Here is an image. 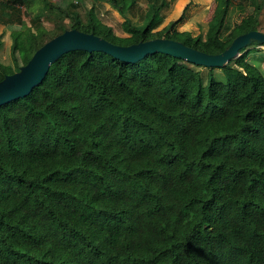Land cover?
I'll list each match as a JSON object with an SVG mask.
<instances>
[{"label":"trees","instance_id":"obj_1","mask_svg":"<svg viewBox=\"0 0 264 264\" xmlns=\"http://www.w3.org/2000/svg\"><path fill=\"white\" fill-rule=\"evenodd\" d=\"M34 1L0 0V20ZM38 1L57 18L48 40L75 28L208 54L259 30L262 10L248 0L250 12L204 40L178 30L191 3L164 27L162 0H148L143 22L125 15L136 0H108L129 34L119 37L92 11L83 19L73 3ZM215 1L220 27L232 0ZM44 34H11L14 66L0 63V80ZM244 50L222 67L226 82L164 53L129 63L70 51L27 96L1 105L0 264H264V76Z\"/></svg>","mask_w":264,"mask_h":264},{"label":"water","instance_id":"obj_2","mask_svg":"<svg viewBox=\"0 0 264 264\" xmlns=\"http://www.w3.org/2000/svg\"><path fill=\"white\" fill-rule=\"evenodd\" d=\"M252 44L264 45V32L251 30L243 33L235 37L222 52L208 54L172 39L154 38L130 45H118L93 33L67 29L40 46L17 72L5 75L0 80V106L27 96L42 82L50 65L70 51L104 52L129 63H135L148 54L164 53L196 66L222 68Z\"/></svg>","mask_w":264,"mask_h":264},{"label":"rangeland","instance_id":"obj_3","mask_svg":"<svg viewBox=\"0 0 264 264\" xmlns=\"http://www.w3.org/2000/svg\"><path fill=\"white\" fill-rule=\"evenodd\" d=\"M167 5V0H162ZM176 0H169L168 3L169 9H174L173 3ZM256 2L262 3V10L260 11L259 16V30L264 32V0H255ZM50 2L54 6H59L61 8H64L70 3L75 4L77 7L78 12L80 13V16L85 19L87 14L92 11L95 18L98 19L97 14L100 12L99 7H104V3H109L108 0H50ZM136 3L133 7H136L134 10L136 11V18L139 22H143L145 18L144 11L146 10V5L148 3V0H136ZM159 3V1H158ZM141 4V5H140ZM204 4V1H199V6H197V9L192 14L194 20L196 21V25L193 26V28H196V35L200 34L204 40L213 38L215 32L217 30H220V32H226L225 26H233L235 23L239 22L242 16L247 14L251 11V7H247L248 0H232L231 5L224 17L222 25L219 27L220 19L222 16V9L218 7V4L215 0H211L210 4L208 5L209 8H204L202 5ZM110 5V4H109ZM241 5V8L240 6ZM245 5V10L242 9V7ZM19 9L13 10L10 8H5V10L11 11L10 16H2L0 20V36H1V45H0V63L3 64H10L14 63L13 61V55L11 52V44H12V38L11 34L17 33L23 30H26V28H32L34 31L37 30V27L45 32V36L43 38L37 39V41L31 46L30 52L34 50L35 47H38L40 44L44 43L46 40H48L50 37H52L58 28L56 27V17L52 16V18L47 15V12L43 10V3L35 0L34 2L30 3V6L28 7V10L25 7L18 6ZM166 6H163L162 9H164ZM191 8V7H190ZM168 9V10H169ZM30 12V13H27ZM180 10L176 9V12L174 14H171L170 16H165L163 18V25L164 27L169 24L171 19L175 15L179 13ZM197 11H200L199 13ZM103 12V11H102ZM105 13V12H104ZM29 14V15H28ZM18 17L20 18V22L18 21ZM213 17V22H210V18ZM103 19L104 17H99ZM184 19V18H183ZM99 20V19H98ZM100 21V20H99ZM183 21V20H182ZM64 22L67 24L68 20L65 19ZM100 23H102L100 21ZM103 24V23H102ZM104 25V24H103ZM106 26V25H105ZM117 31V35L119 37H127L129 34L125 33L123 31V23L116 24L114 26ZM225 30V31H224ZM198 32V33H197ZM193 35V34H192ZM193 35V36H196ZM248 62L256 67L260 73L264 76V50L260 48V46L250 45L244 50ZM243 51V52H244ZM15 57L17 58L18 65H22L23 63V57L17 52L15 54ZM14 66V65H12ZM202 72V76L204 80H206L207 76V69L204 67L199 68ZM222 68H215L213 72V77L220 82H226L227 76L222 71Z\"/></svg>","mask_w":264,"mask_h":264},{"label":"crops","instance_id":"obj_4","mask_svg":"<svg viewBox=\"0 0 264 264\" xmlns=\"http://www.w3.org/2000/svg\"><path fill=\"white\" fill-rule=\"evenodd\" d=\"M199 1H201V0H176L173 3L174 9H169V6H171V5H169L170 4V3H168L169 0H167V5H165L166 7L164 9H162L160 14L164 18L167 15L170 16L171 14H174V12H176V9L180 10L179 13L177 15H175L173 17V19H171V21H172V20L176 19L181 14V12L183 11V9L185 8V6L188 3H191V5L189 6V8L187 9V11L185 13V17H184L183 21H181L178 25V30L179 31H188L191 34L196 35V28H193V26L196 25V21H193L194 20L193 18H196V17H193L192 14L197 9V6H199ZM203 1H204V4H202V5L204 6V8H206V9L209 8L208 5L210 4L211 0H203ZM136 3L138 4V2H136ZM103 5H104V7H102V6L99 7L100 12L97 14L98 19L104 25L111 27L113 32L117 35V31H116V28L114 26L116 24H120V23L122 24L124 22V18L111 5H109V3H104ZM135 8L136 7H132L130 9H128L125 13V15L128 18H130L133 22L138 21L136 18H134V16H136V14H137L136 11L134 10ZM197 12L199 13L200 11H197ZM100 16L104 17V18L101 19V18H99ZM162 26H164L163 23H162ZM260 48L262 50H264V46H260ZM246 59L248 60V58H246Z\"/></svg>","mask_w":264,"mask_h":264}]
</instances>
